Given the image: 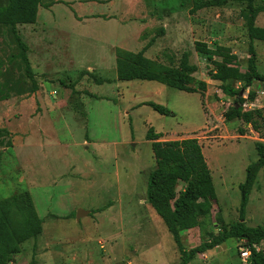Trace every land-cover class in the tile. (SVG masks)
<instances>
[{"label":"rangeland","instance_id":"1","mask_svg":"<svg viewBox=\"0 0 264 264\" xmlns=\"http://www.w3.org/2000/svg\"><path fill=\"white\" fill-rule=\"evenodd\" d=\"M204 1L41 0L38 22L17 26L31 76L10 27L0 26V202L15 197L10 218L16 225L30 206L27 194L43 221L42 232L20 244L16 264L179 262L171 234L146 201V182L156 166L145 138L149 127L162 133L161 140L197 139L211 172L216 200L209 216L182 232L183 247L198 246L217 226L237 221L239 185L246 166L258 158L254 142L264 135L240 120H224L232 98L208 77L212 64L194 51V42L204 41L212 51L215 44L230 47L244 73L247 7L230 0L199 6ZM253 5L255 25L264 27V0ZM112 45L134 52L151 48L150 58L166 65L187 51L195 77L207 87L200 94L155 81H118L106 51ZM253 45L264 75V41ZM89 72L108 82L96 83ZM242 84L241 78L233 82L236 88ZM249 89L257 94L245 110L264 108V84L253 83L244 97ZM148 101L173 115L159 114L143 104ZM184 186L178 182L176 195ZM79 209L88 213L76 221ZM245 223L264 224L263 170L249 194ZM243 245L229 238L188 264H242ZM258 247L264 251V240Z\"/></svg>","mask_w":264,"mask_h":264},{"label":"trees","instance_id":"2","mask_svg":"<svg viewBox=\"0 0 264 264\" xmlns=\"http://www.w3.org/2000/svg\"><path fill=\"white\" fill-rule=\"evenodd\" d=\"M219 1L226 0H207L199 6L219 5ZM230 1L246 2L247 12L242 15L246 22V35L249 39L245 72L242 74L239 72L236 64L237 56L228 46L215 44L212 51L206 42L195 41L194 51L198 55L205 56L212 64V68L208 69V77L219 81L222 93L232 98V103L223 113L224 120H240L262 138L264 108L254 107L245 110L243 103H252L256 99L257 93L252 89H249L244 97L248 87L257 82L264 84V75L256 66V52L253 45L254 40L264 41V27L255 25L258 9L253 5L254 0ZM40 4L41 0H5V4L0 6V26L10 27L17 44L21 47L20 56L29 76H31V70L25 54L26 45L18 33L17 26L36 23ZM114 53L118 81H155L170 88L200 94H203L207 87L205 80L195 77L197 66L189 61L187 51H183L175 63L168 65L146 56L144 47L136 52L117 47ZM87 74L98 84L108 82L107 79L97 78L92 72ZM237 78L243 81L239 88L233 85ZM143 104L161 115H173L170 109L163 105L151 101ZM238 132L240 135L245 134L242 128H239ZM161 137L162 133L155 132L152 127L148 128L145 135L146 140L151 142L156 164L148 176L145 196L147 203L161 218L172 236L180 254L177 264H188L197 253L211 250L229 238L242 239L248 246L259 244L264 240V224L248 226L245 223V208L249 194L258 172L264 171V141L254 142L258 158L246 166L244 182L239 185L240 203L237 221L228 227L217 226V231H213L208 240L186 250L182 245L181 234L199 225V218L210 215L212 204L216 200L215 187L197 139L161 140ZM179 181L185 186L176 195V186ZM26 198L30 206L21 222L16 225L10 218L11 204L15 197H9L0 202V264H16L14 256L20 252V244L42 232V218L32 208L29 195L26 194ZM249 264H264V251L252 250Z\"/></svg>","mask_w":264,"mask_h":264},{"label":"built area","instance_id":"3","mask_svg":"<svg viewBox=\"0 0 264 264\" xmlns=\"http://www.w3.org/2000/svg\"><path fill=\"white\" fill-rule=\"evenodd\" d=\"M249 104L250 103L248 102L244 103L243 108L245 109L246 105ZM252 250H254L255 252L261 251L260 248L258 247V244H252L251 246L243 245L242 247L239 248V254L242 264H249Z\"/></svg>","mask_w":264,"mask_h":264},{"label":"crops","instance_id":"4","mask_svg":"<svg viewBox=\"0 0 264 264\" xmlns=\"http://www.w3.org/2000/svg\"><path fill=\"white\" fill-rule=\"evenodd\" d=\"M55 3V2H54ZM56 4V3H55ZM55 4H53V5H51L50 7H49V10H53V6L55 5ZM50 11V12H51ZM38 15H39V12H38ZM51 19H52V15H51ZM36 22H38V19H37V21ZM34 24H36V23H34ZM141 31V30H140ZM143 31V30H142ZM140 37H141V32H140ZM118 46H115V45H112V46H110L108 49H106V51H111V60L113 61V64H114V66H115V53H114V50H115V48H117ZM120 48H122V47H120ZM152 49H153V47H152ZM151 50V48H149L148 50H146V52H145V55L146 56H148V57H150L149 55H148V51H150ZM108 52V53H109ZM150 53V52H149ZM109 55H110V53H109ZM203 80H205V79H203ZM214 81H217V80H214ZM207 82V81H206ZM182 236V235H181Z\"/></svg>","mask_w":264,"mask_h":264},{"label":"water","instance_id":"5","mask_svg":"<svg viewBox=\"0 0 264 264\" xmlns=\"http://www.w3.org/2000/svg\"><path fill=\"white\" fill-rule=\"evenodd\" d=\"M241 93H242V91H241ZM87 213H88V211H83V210L79 209L75 215L76 221H79L80 217L87 214Z\"/></svg>","mask_w":264,"mask_h":264}]
</instances>
